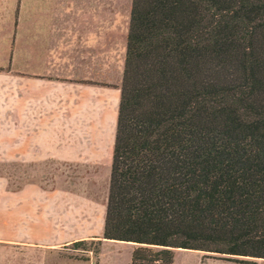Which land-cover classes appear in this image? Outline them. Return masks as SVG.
Returning <instances> with one entry per match:
<instances>
[{
    "label": "trees",
    "instance_id": "1",
    "mask_svg": "<svg viewBox=\"0 0 264 264\" xmlns=\"http://www.w3.org/2000/svg\"><path fill=\"white\" fill-rule=\"evenodd\" d=\"M102 237L264 259V0H131Z\"/></svg>",
    "mask_w": 264,
    "mask_h": 264
},
{
    "label": "crops",
    "instance_id": "2",
    "mask_svg": "<svg viewBox=\"0 0 264 264\" xmlns=\"http://www.w3.org/2000/svg\"><path fill=\"white\" fill-rule=\"evenodd\" d=\"M55 2L43 22L22 18L20 61L0 72V144L6 159L52 165L53 178L61 161L99 166L106 190L97 201L52 178L0 191V242L41 251L111 241L102 234L125 59L109 0Z\"/></svg>",
    "mask_w": 264,
    "mask_h": 264
},
{
    "label": "rangeland",
    "instance_id": "3",
    "mask_svg": "<svg viewBox=\"0 0 264 264\" xmlns=\"http://www.w3.org/2000/svg\"><path fill=\"white\" fill-rule=\"evenodd\" d=\"M65 1V0H64ZM68 1V0H66ZM0 0V72L10 69L12 61H20V40L22 18L27 27H31L54 13L55 0ZM131 0H109V12L115 14L114 23L118 33L124 32V52L129 21ZM49 15V16H48ZM48 16V17H47ZM35 23V24H34ZM44 24V23H43ZM121 53H117L119 59ZM32 165L16 159H6L5 144H0V191L20 189L31 181L43 184H58L62 188L82 191L97 201H102L106 190L104 169L99 166H85L75 163L54 165ZM53 178V179H52ZM109 180V176H108ZM97 238L85 240L79 244L56 246L49 251L37 248H25L0 242V264H129L131 251L137 245L133 242L111 240L105 243ZM246 264H264L262 258L238 257ZM174 264H242L237 261H223L219 256L193 249L179 248L174 254Z\"/></svg>",
    "mask_w": 264,
    "mask_h": 264
}]
</instances>
